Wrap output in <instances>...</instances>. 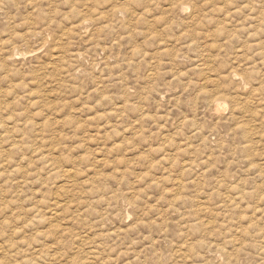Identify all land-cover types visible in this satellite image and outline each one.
I'll return each instance as SVG.
<instances>
[{"label": "rangeland", "instance_id": "rangeland-1", "mask_svg": "<svg viewBox=\"0 0 264 264\" xmlns=\"http://www.w3.org/2000/svg\"><path fill=\"white\" fill-rule=\"evenodd\" d=\"M0 264H264V0H0Z\"/></svg>", "mask_w": 264, "mask_h": 264}, {"label": "bare ground", "instance_id": "bare-ground-1", "mask_svg": "<svg viewBox=\"0 0 264 264\" xmlns=\"http://www.w3.org/2000/svg\"><path fill=\"white\" fill-rule=\"evenodd\" d=\"M69 172V171H68ZM60 194V193H59ZM63 194V193H62ZM74 196V195H73ZM53 217V216H52ZM54 220V219H53ZM53 224V223H52ZM85 251V250H84ZM93 253V252H92ZM94 254V253H93ZM90 260V259H89Z\"/></svg>", "mask_w": 264, "mask_h": 264}]
</instances>
